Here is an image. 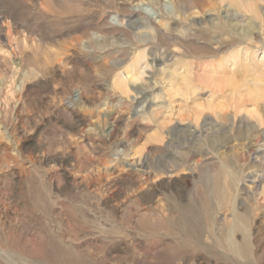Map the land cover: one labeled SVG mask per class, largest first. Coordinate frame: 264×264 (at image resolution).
<instances>
[{
	"label": "rangeland",
	"instance_id": "obj_1",
	"mask_svg": "<svg viewBox=\"0 0 264 264\" xmlns=\"http://www.w3.org/2000/svg\"><path fill=\"white\" fill-rule=\"evenodd\" d=\"M0 264H264V0H0Z\"/></svg>",
	"mask_w": 264,
	"mask_h": 264
},
{
	"label": "bare ground",
	"instance_id": "obj_2",
	"mask_svg": "<svg viewBox=\"0 0 264 264\" xmlns=\"http://www.w3.org/2000/svg\"><path fill=\"white\" fill-rule=\"evenodd\" d=\"M149 67V65L148 64H146L145 66H144V68H143V70L141 71V72H138L139 73V76H143V73H144V71L145 70H147V68ZM146 72V71H145ZM137 79V78H136ZM143 79V78H142ZM138 80V82H139V80H140V78H138L137 79ZM136 81V80H135ZM141 82V81H140ZM235 121V120H234ZM193 133H199V134H203V131H201V130H196L195 132H193ZM149 176H146L145 178L147 179Z\"/></svg>",
	"mask_w": 264,
	"mask_h": 264
}]
</instances>
